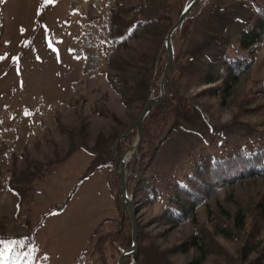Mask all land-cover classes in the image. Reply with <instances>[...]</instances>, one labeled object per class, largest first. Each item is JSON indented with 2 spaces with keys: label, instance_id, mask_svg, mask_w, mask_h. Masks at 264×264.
<instances>
[{
  "label": "rangeland",
  "instance_id": "obj_1",
  "mask_svg": "<svg viewBox=\"0 0 264 264\" xmlns=\"http://www.w3.org/2000/svg\"><path fill=\"white\" fill-rule=\"evenodd\" d=\"M142 1L0 0V160L7 159L0 162V175L15 171L19 177L35 162L51 165L0 193V264H118L123 249L110 236L126 217L108 187L110 166L91 169L85 147L99 134L130 128L141 114L142 101L112 89L106 73H117L123 59L137 65L152 52L155 38L145 32L110 48L103 21L113 7ZM171 1L177 16L191 0ZM261 8L264 0H203L174 32L175 58L165 90L182 119L147 176L180 178L189 158L215 151L224 140L240 144L264 137V37L254 46L253 64L226 91L212 94L217 85L200 81L210 60L243 54L240 31ZM86 24L103 37L97 48L108 49L88 73L81 48ZM159 92L158 84L153 96ZM263 199L264 177L236 182L213 193L195 222L171 226L157 219L161 202L146 204L135 196L137 247L125 264L136 260L140 246L143 264H156L151 258L163 264H241L240 248ZM239 209L247 214L246 223L233 228ZM194 232L205 240V260H196L195 248L175 251ZM259 238L264 241V226Z\"/></svg>",
  "mask_w": 264,
  "mask_h": 264
},
{
  "label": "trees",
  "instance_id": "obj_2",
  "mask_svg": "<svg viewBox=\"0 0 264 264\" xmlns=\"http://www.w3.org/2000/svg\"><path fill=\"white\" fill-rule=\"evenodd\" d=\"M114 8H112L109 18L107 17L103 21L108 33L104 44L107 43L108 45H106L110 48L114 46L118 48L126 45L129 40L139 38L145 32L155 38V46L152 52L143 54L137 65L132 64V62L127 63L126 60V64L122 63L123 59L116 67L117 73L108 71L106 73V78L110 81L112 89L126 98L139 99L144 108L148 99L155 93L157 85H160L167 61V56L163 57L167 52L166 35L182 11L175 16L171 0H144L138 5L124 7L122 10L114 11ZM187 20L188 18L178 29L182 28ZM85 29L81 48L83 72L88 73L100 65L102 61L101 52H106L108 49L101 46L97 48L98 43L103 41L101 33L99 35L93 33L87 24ZM263 37L264 8H261L254 16H251L249 27H244L240 31L239 47L243 50V54L234 57L219 55L210 60L200 78L201 83L216 84L217 88L210 89L212 94L226 91L237 83L241 75L253 64L255 59L254 46ZM181 119L180 108L166 91L165 98L150 110L144 120L143 139L139 149L142 156L140 164L139 159L133 157H130L126 164L127 190H133L134 195L146 204L161 202L163 211L157 216V219L161 223L171 226L186 221L195 222L198 208L206 205L212 194L219 189L250 178L264 177V137L253 141L247 139L245 143L240 144H231L224 140L215 151L189 158L191 160H188L186 166L183 167L180 178H177L176 174H170L164 180L152 175L147 176L146 172L160 146L180 125ZM130 128L122 132H112L109 135L99 134L93 145L85 147L92 155L91 169L105 164L110 166L107 173V183L120 206L122 204L119 201H123V195L120 176L114 170L115 154L120 160L122 153L132 146L137 129ZM129 129L130 132L126 137L118 141ZM6 161L7 159L0 160L2 163H6ZM50 166V163L35 162L32 166L26 165L21 170L19 177L14 174L15 171H11L9 177L7 173L1 174L0 193L5 187L14 188L18 182L32 181L36 176L48 170ZM117 169L119 170V167ZM246 215L240 209L236 211L233 214V228L244 227ZM263 226L264 199L257 205V214L250 227L252 229L244 238V243L240 248L241 264H264V241L259 238ZM132 228L131 217L126 215L124 224L120 226L118 231L111 234L110 240L113 243H118L123 250L128 249L132 245ZM223 230L231 233L227 227ZM192 248L199 251L197 261L207 258L209 253L205 246V240L198 232H194L181 245H178L175 251H187ZM119 252L121 253V251ZM141 252L140 246L135 256V264H143ZM253 252L260 256L249 258ZM131 256L129 255L126 260ZM152 260H155L156 264H163L164 262V260L155 258L150 259V261Z\"/></svg>",
  "mask_w": 264,
  "mask_h": 264
},
{
  "label": "water",
  "instance_id": "obj_3",
  "mask_svg": "<svg viewBox=\"0 0 264 264\" xmlns=\"http://www.w3.org/2000/svg\"><path fill=\"white\" fill-rule=\"evenodd\" d=\"M203 0H191L189 4L183 9L180 16L176 20V22L171 26L169 29L165 43L167 47V61L165 64V68L162 74V78L160 81V92L157 96H152L148 99L147 103L145 104L141 114L139 115L138 119L136 120L135 124L131 126L130 129H137V137L129 148H127L121 155V159L119 160L115 154V168L114 170L117 172V174L120 176L121 185H122V195H123V201H122V214H123V220L126 217V213L129 212L133 224L132 228V245L128 249L122 250L118 264H125V260L127 256L132 255L134 257L135 250L137 247V223L135 214L137 212V209L134 207V199L135 195L134 192H132L131 195H129L127 186H126V177H127V169L126 164L130 157H133L135 159H139V164L142 159V156L139 153L140 145L143 139V123L150 112V110L161 100H163L166 96V81L168 78V74L171 70L172 64L174 62L175 53H174V47L172 44V36L174 32L181 26V24L188 18L189 14L192 12V10ZM130 129L127 130L122 137L118 139L120 141L121 139L125 138L126 135L130 132ZM115 151V147L113 148ZM119 167V170L117 169ZM139 173V169H138ZM138 178V175H137ZM131 264H135V261H133Z\"/></svg>",
  "mask_w": 264,
  "mask_h": 264
}]
</instances>
